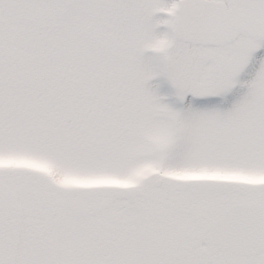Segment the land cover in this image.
<instances>
[{"label": "snow or ice", "instance_id": "6c2138e0", "mask_svg": "<svg viewBox=\"0 0 264 264\" xmlns=\"http://www.w3.org/2000/svg\"><path fill=\"white\" fill-rule=\"evenodd\" d=\"M0 264H264V0H0Z\"/></svg>", "mask_w": 264, "mask_h": 264}]
</instances>
